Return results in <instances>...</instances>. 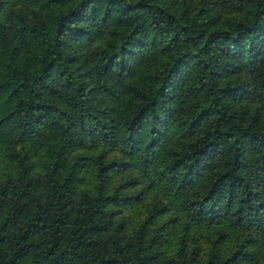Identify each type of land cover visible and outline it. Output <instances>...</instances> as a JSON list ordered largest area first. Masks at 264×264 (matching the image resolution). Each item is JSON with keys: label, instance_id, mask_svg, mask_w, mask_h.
Listing matches in <instances>:
<instances>
[{"label": "trees", "instance_id": "1", "mask_svg": "<svg viewBox=\"0 0 264 264\" xmlns=\"http://www.w3.org/2000/svg\"><path fill=\"white\" fill-rule=\"evenodd\" d=\"M0 264H264V0H0Z\"/></svg>", "mask_w": 264, "mask_h": 264}]
</instances>
